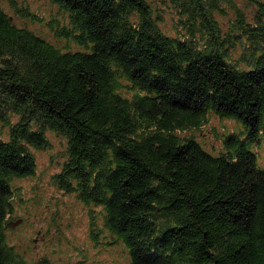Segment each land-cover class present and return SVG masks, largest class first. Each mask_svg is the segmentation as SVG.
<instances>
[{
	"label": "trees",
	"instance_id": "obj_1",
	"mask_svg": "<svg viewBox=\"0 0 264 264\" xmlns=\"http://www.w3.org/2000/svg\"><path fill=\"white\" fill-rule=\"evenodd\" d=\"M51 1L77 49L0 4V264H50L6 238L23 219L12 220L11 182L34 173L48 131L66 139L52 181L99 207L128 264H264V170L252 150L264 135V0H250L252 19L236 9L225 30L217 16L232 0ZM210 113L240 125L218 153L181 134Z\"/></svg>",
	"mask_w": 264,
	"mask_h": 264
},
{
	"label": "rangeland",
	"instance_id": "obj_2",
	"mask_svg": "<svg viewBox=\"0 0 264 264\" xmlns=\"http://www.w3.org/2000/svg\"><path fill=\"white\" fill-rule=\"evenodd\" d=\"M232 1L234 6H224L227 14L217 16L223 30L235 17L236 9L242 11L246 19H252L256 12V5L250 0ZM0 4L17 25H24L60 48L69 42L68 47L77 49L78 46L62 34L69 24L67 12L51 0H15L13 8L7 0H0ZM153 6L162 7L161 1L153 0ZM162 15L160 27L173 33L171 9L163 6ZM239 52L240 48L236 47L232 55L236 57ZM233 130H240L238 122L210 113L207 122L181 134L192 135L206 150L218 153L223 146V134ZM46 136L45 148L32 149L34 173L11 182L16 195L12 220L23 219L6 230L9 243L26 259L44 257L50 264H128L126 249L104 227L99 207L84 204L74 193L60 189L52 181L64 159L66 139L49 131ZM252 150L264 170V135ZM92 231H96L94 237Z\"/></svg>",
	"mask_w": 264,
	"mask_h": 264
},
{
	"label": "water",
	"instance_id": "obj_3",
	"mask_svg": "<svg viewBox=\"0 0 264 264\" xmlns=\"http://www.w3.org/2000/svg\"><path fill=\"white\" fill-rule=\"evenodd\" d=\"M18 222V221H17Z\"/></svg>",
	"mask_w": 264,
	"mask_h": 264
}]
</instances>
